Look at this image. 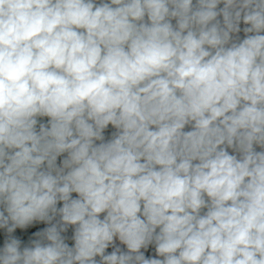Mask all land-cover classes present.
Instances as JSON below:
<instances>
[{"label":"clouds","instance_id":"1","mask_svg":"<svg viewBox=\"0 0 264 264\" xmlns=\"http://www.w3.org/2000/svg\"><path fill=\"white\" fill-rule=\"evenodd\" d=\"M0 264H264V0H0Z\"/></svg>","mask_w":264,"mask_h":264}]
</instances>
